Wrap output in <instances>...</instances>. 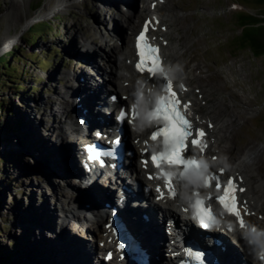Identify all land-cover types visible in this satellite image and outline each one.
I'll return each instance as SVG.
<instances>
[{
    "label": "rangeland",
    "instance_id": "374dc122",
    "mask_svg": "<svg viewBox=\"0 0 264 264\" xmlns=\"http://www.w3.org/2000/svg\"><path fill=\"white\" fill-rule=\"evenodd\" d=\"M83 1V4L78 7L64 8L53 16H48L50 18L35 21L28 29L22 31L26 15L31 16L35 11L30 6L41 2L39 8L41 9L44 0H26L25 6L17 10L22 18L15 23L12 20L11 0H0V42L8 34L12 38L15 37L13 41H10L8 48L0 52V57L5 56L6 60L9 61L8 63L16 69V71L7 70L5 72L16 75L18 84L25 88L19 94L12 88L14 86L12 81L6 82L5 80L2 82L3 77H0V101L5 105L14 103L15 111H17L15 117L9 116L10 119L8 117V121L10 125H13L15 119L20 118L22 124V126H14L10 135L7 138L4 137V140L0 134V160L2 159L0 170L5 165L7 168L6 176L11 179L10 183H7L2 179L6 177L0 174V198H2L0 240L2 239V244L10 246V251L16 253L14 259H18L21 264H67V260L59 257L63 260L59 262L57 258V253L68 250L66 245H59L61 241H57L53 236L56 224H58L57 216L61 214L60 210L63 206L68 208L64 202V193L75 198L82 193L87 194V190L80 188L75 178L69 179L72 183L76 182L74 190L65 182H69L67 179L61 178L64 174L61 172L62 169L58 167L62 168V166L55 155V151L58 152L59 150L54 146L61 140L60 138L56 140L58 120L57 118L52 120L51 115H49V112L53 113L58 110V105L60 107V101H63L64 98L60 97L58 93L60 90H64L67 78L72 75L84 74L85 76L86 74L89 78L91 77V84H93L94 79L104 90L105 87L109 86L107 80L109 73L103 71L109 70V67L102 61L98 45L91 43L92 48L87 50V46L82 44V38H87L88 41L95 39L98 44L102 42L100 39H106L110 44L115 45L128 43L129 49L133 53L131 36L130 39L124 33L119 36L114 28L118 26L127 30L128 25L122 21L121 17L122 15L129 16L133 11H128L113 0ZM168 1V8H172L173 12L175 9L177 14L194 15L193 18L181 16L185 18L182 24L188 26L187 29L193 27L196 30L194 35H190V31L188 33L189 37L186 42L188 43L193 37L196 38L192 41L195 39L196 41L192 47L183 53V55L188 51L192 53L189 61L183 67L189 72L200 71L199 63L190 67V63L194 64L193 61L197 62L199 58L203 61L202 65L212 68L211 72H206L207 69L204 66L200 76L217 74L209 79L186 76L192 88L198 87L204 94V90L209 93L213 87H221L220 91L210 95L211 101L223 100L224 102H222L235 112L243 110L242 115L246 112L244 116L238 113L237 117L233 118L234 126L230 127V131L235 129L237 133L233 140L234 151L225 145V148H229L232 154L220 157L225 161L223 169L228 171L231 163L237 161L239 156L249 148H256V150L263 148L264 151V50L260 49L255 55L249 48L237 50L235 46L236 42L240 40V30H242L238 19L251 15L252 18H249V21L257 27L251 29L252 33H264V21H262L264 4H262V0H175L184 7V10H180L175 8L178 7V4L174 0ZM136 3L137 6L134 3L135 12L142 13L141 3ZM169 9L164 8L161 13L169 14ZM141 21L142 18L132 24L131 35L137 30ZM10 25L11 29L7 31V26ZM170 32L172 36L177 37L175 29L170 30ZM34 39L36 42L32 44ZM157 39L159 38L157 37ZM187 43L182 47H185ZM174 44V53L178 60V49L182 47L177 43ZM90 58L91 60H88ZM185 60L182 56L172 68L183 65ZM126 63L128 67H131L130 62L126 61ZM230 67H233L234 73L232 74L228 71ZM98 68L100 74L96 75L95 70ZM0 70L4 71V69ZM68 73L72 75L66 76ZM158 77L153 79L151 88L160 83L161 80H157ZM221 79L229 84L226 83L229 88L233 89L232 92L248 99L251 105L247 106L245 102H239L240 104H237L239 107L234 105L228 90H223L227 88L223 87L225 82L223 84L219 82ZM133 81L138 84L141 81V76L134 78ZM137 89V87L134 88L133 95ZM143 99L145 98L143 97ZM71 115L72 111L70 112ZM2 120H7L6 115H3ZM45 122H49L54 127L55 132L51 133V137L44 134V131L47 130L44 125ZM145 125H142V128L146 133ZM23 132L26 138L21 136ZM65 137L66 135L62 136V142L67 139ZM225 137L227 138L225 142L230 140L229 132L225 134ZM52 139L55 142H52ZM44 146H54L53 150L55 151L50 153L51 155L48 157H45L47 154L43 157ZM8 151L16 156L10 164L7 163L8 158L5 157ZM74 153L75 151L72 154ZM260 155L258 156L261 160V163L258 160L259 166H263L264 170V152ZM252 166L254 167L253 170L251 168L252 174L250 173L253 176L252 180L262 179L264 181V173L259 175L257 170L255 174L256 166L255 164ZM255 176L259 178L256 179ZM259 195L261 194L259 193ZM44 207L48 213L46 210L44 211ZM261 208L264 212V205ZM254 219L256 223L258 221L261 227L264 226V216ZM46 224H49L50 227L45 226ZM76 229L77 227H74L73 223L68 222L66 226L68 238L81 244L83 242L89 243L87 238L92 237L90 234H92L94 226H90L92 229L90 233H81ZM61 230L64 229L61 228ZM61 230L57 232L61 233ZM26 238H29L28 241L31 244H29V249L25 246L26 243L28 244ZM17 241L20 244L19 247H17ZM28 251L31 254H27ZM162 252L164 253V251Z\"/></svg>",
    "mask_w": 264,
    "mask_h": 264
},
{
    "label": "bare ground",
    "instance_id": "6f19581e",
    "mask_svg": "<svg viewBox=\"0 0 264 264\" xmlns=\"http://www.w3.org/2000/svg\"><path fill=\"white\" fill-rule=\"evenodd\" d=\"M119 3L122 7L126 8L130 12L133 11L132 14L129 16L122 15V21L127 23V30H124L123 28H120L118 26H115L117 35L119 36L124 33L128 38L131 36L132 32V24L137 22L138 19L144 18V20H148L149 22V34L150 38L152 40V43L159 45L161 49L163 48V56L165 59H167V64L165 65L164 75H159L161 77L162 82L167 83L169 80L172 83V87L179 98L183 99V102L187 104V102L190 104L188 106L189 111L192 112L193 118H194V124L195 127H198V129H202L204 132V136L202 137L201 144H198V146L192 150L189 151L192 156L197 157L198 159L202 160L204 162V166L206 168L210 167L209 172H216L218 173L217 176L221 177L223 176V184L226 183V181H229V178H232L233 181L238 185L240 189H243V191L239 192L238 201H237V207L240 212V218L237 216L234 218L232 216H220V222L231 227L233 229L232 237L233 240L238 244V250H240V247L243 246L245 249H251L254 251H261L263 249L262 255L264 256V247L262 246V243L264 241V238L262 239L261 232H257V229H264V226H260L258 221L255 222L254 218H262L264 216V212L262 211L263 208L262 205H264V181L262 179H258L256 176L255 178L258 180L253 181L252 180V172L251 168L253 170V164H255L256 169L255 174L257 170L259 171V175L264 173L263 166H259L258 156H261L260 153H263L262 150H256V148H249L247 151L242 153L238 160L231 163L230 169L228 170V174L222 175L220 174L219 170L224 167L225 161L221 159L220 157L222 155L226 154H232L231 150L229 148H225L229 146L232 151H234V143L233 140L237 136V133L235 129L230 131V127L233 125V118L237 117L238 113L242 115L243 110H239V112H235L233 109H230L226 104H224L222 101H211L210 95L214 94L216 91H220L221 87L214 88L209 93H207L204 90V94L201 92L200 88L193 87L186 79V76L188 77H194L198 76L203 79L213 77L217 74H206L204 76H200L202 72V68L206 67V72H211L212 68L206 65H202L203 61H193L190 63V67L195 66V64L199 63L201 69L200 71L195 72H189L187 69H185L183 66L185 63L189 61V57L192 55L191 52H186L185 55L183 53L190 47H192L194 41L191 38L188 43L186 42L189 37V31L190 35L196 34V30L191 27L190 29H187L188 26L182 24L183 20L185 18L181 16H187L190 18H193L194 15H181L173 12L172 8H168V0H113ZM83 0H44V5L41 9H39L41 6H39V10H35L34 14L31 16L26 15L25 23L22 25V31H25L28 29L31 24L35 21H39L41 19H47L50 18L48 16H53L55 13L60 12L64 8H72V7H78L83 4ZM141 2L142 3V13H136L134 8V3ZM174 2H176L174 0ZM11 7V14H12V20L13 22H18L22 15L20 13H17V10L21 7H24L27 3L26 0H11L10 2ZM178 7L180 10H182L184 7H182L178 2ZM152 6V9H151ZM169 9V14H162L161 11L163 9ZM16 10V11H15ZM184 10V9H183ZM15 11V12H14ZM43 17V18H42ZM136 18V20H135ZM11 25L7 26V31H10ZM176 30L177 37L172 36L170 30ZM21 31V32H22ZM104 34V33H103ZM125 36V37H126ZM156 36V37H155ZM159 38L156 40V38ZM101 38V37H100ZM11 39V40H9ZM15 37L12 38L11 35H7L3 41L0 42V52L8 48L10 41H13ZM84 42V45L88 48H92L91 43H96L99 48V52L101 53L100 57L102 58V61L104 64H107V67H109V70H103L105 72L109 73V78H107L109 82V86L105 87V90L102 88V86L99 85L98 81L93 79V84H91L90 81H92L91 77L89 78L86 74L83 75H72L71 73H68L66 76H71L70 78H67V83L65 84L64 90L59 91L58 95L60 97L64 98L63 101H61V105L58 110L55 112H49V115H51L52 120L57 118L58 122V132L56 135V140L60 138V143H55L54 146L59 151L56 152L53 150L54 146H44V153L51 155L52 152L55 151V155L57 156L58 162H60L62 168L58 167L59 169H62V174H64V179H67L69 182L65 181L71 189L74 190V187L76 186V182L72 183L70 182V178L72 175H74L75 178L78 176H81L83 174H79V172L82 168V164L80 163L79 158L77 159V155L79 154V147H76L81 145V142L78 140V138H83V140L88 139V134L85 133L84 130H79L75 128V124L77 123L75 120L76 115H71L70 112L73 107H76V109L79 110L81 118L83 119V127L88 124H102L106 125L108 127H112L115 124V121L112 117L106 116L108 113V109L110 106V102L108 99L109 94L108 91H114L116 96L118 97V102L116 104H113L114 106H122L123 104H127L130 106V108L133 109V112L138 111L141 106H143V99H138L137 94L139 92H145V95H150V89L153 84V79H148L146 76H142L141 81H139L138 84L135 83L134 78L139 77L136 71L133 70V64L132 67H128V64L126 61H132L131 60V51L129 49L128 43L127 44H110L106 39L98 44V41L93 39V41H88L87 38L82 39ZM90 42V43H89ZM122 42V41H121ZM177 43L179 46L187 45L185 47L179 48V59L177 60V55L174 53L175 44ZM180 50H183L182 52H179ZM198 53V50H197ZM199 55V54H198ZM184 57L186 60L183 63V65L179 66V71H176L177 68H172L173 65H176L177 62H179L181 57ZM91 57V56H89ZM92 58V57H91ZM88 59V60H91ZM98 65V63H97ZM96 66V64H95ZM231 74L233 72V67H230L228 70ZM196 73V75H195ZM95 74H100L99 68L95 70ZM135 74V75H133ZM193 75V76H191ZM220 83H224L222 79L219 81ZM223 85V87L227 89L229 92V97H231V102H234V105L240 104L239 102H245L247 106H250L251 103L248 99L244 98L243 96H238L235 92H232L233 90L231 87L229 88L226 84ZM162 85V83H161ZM138 88L135 94L133 95L134 88ZM229 88V89H228ZM222 90V91H223ZM156 89L152 90L151 92L155 93ZM221 91V92H222ZM157 91L156 93H158ZM199 95V96H198ZM126 96V97H125ZM215 99V98H214ZM39 100V99H38ZM238 101V102H236ZM38 102V101H37ZM41 102V101H40ZM39 103V102H38ZM37 103V104H38ZM233 104V103H232ZM231 106V105H229ZM239 107V105H237ZM246 112L242 115L244 116ZM50 117V118H51ZM226 117V118H225ZM241 117V116H240ZM215 121H214V119ZM239 119V118H238ZM220 121V122H219ZM55 123V122H54ZM145 122H143L141 116L139 118L133 117V119L127 120V123L125 125V143H127L128 148H131L134 151V156L137 154L138 157H145L142 156L141 153L143 150H149L152 145L151 142L147 139V135L145 134V130L142 128V125H144ZM47 130H45L44 134L51 137V133L55 132L54 127L49 122L44 123ZM22 126V124H20ZM234 126V125H233ZM229 132L230 140L232 141H226L227 139L225 137V134ZM66 135L64 142H62V136ZM236 135V136H235ZM26 138L25 133L23 132V135ZM44 137V136H43ZM42 138V136H40ZM77 139V140H76ZM132 139L138 140V144L132 143ZM48 140V139H47ZM50 140V138H49ZM53 140V139H52ZM27 142V140H26ZM52 142H55L53 140ZM57 142V141H56ZM81 143V144H80ZM233 143V144H232ZM223 144V145H222ZM53 150V151H52ZM73 151H75L74 154ZM51 153V154H50ZM74 155V157H73ZM127 157L125 161H129L131 166L136 172L135 179L141 180V167L140 163H138V160L135 159V157ZM50 159V157H49ZM75 159L76 163H75ZM48 161V160H47ZM52 161V160H51ZM50 162V160H49ZM124 163V162H123ZM261 163V160H260ZM78 165V167H77ZM123 165V164H122ZM258 165V166H257ZM262 165V164H261ZM77 167V168H76ZM40 169V167H39ZM40 173V172H39ZM251 173V174H250ZM145 174V173H144ZM145 176V175H144ZM145 178V177H144ZM132 179V178H128ZM76 180L78 185H81V182L84 180L83 176L78 177ZM253 182V183H252ZM124 184H126L123 181ZM144 183L147 185H150L152 182L144 179ZM75 184V185H74ZM100 184H106L104 180H101L98 183L93 184L89 187V191L87 192V200L88 197H91V202H89V205L86 207L84 202L76 203L75 199L72 198L70 195L64 193V202L65 205L68 206L66 208L63 206L60 210L61 214L57 216V223L56 229H54L53 236L57 241H61L59 245H66L65 247L68 248L66 252L62 251L60 253H57L58 261H63L62 259L67 260V264H105L103 261H98V256H96V248L101 251L104 250V247H106L103 244L104 236L103 233L106 232V229L102 225H104V222H102L103 215L106 217V219L109 217V213H113L112 207L118 205L116 203V200L114 198V195L110 193L105 188L101 187ZM122 180H118V185H116L117 191L121 188ZM113 188L112 184L110 183V187L108 188L111 190ZM200 187L198 184L187 185L183 184L179 186L178 193L179 197L174 200H164L163 202V208L164 211L168 214L175 213L177 209H179L180 206H183V204L187 203V199L191 191L198 190ZM255 189V191H254ZM261 191V192H260ZM259 193L261 195H259ZM161 194L160 192L156 193V195ZM258 194V195H257ZM109 203L111 207L107 208L104 205V203ZM76 203V204H75ZM97 206L99 207V214L96 218L95 216H89L88 219L86 217H82L83 212H88L91 210L97 209ZM43 208V207H42ZM47 211V209L44 207V211ZM246 210V211H245ZM43 211V212H44ZM183 211L187 212L185 208H183ZM48 213V211H47ZM116 214L124 220L127 230H129L132 234L135 240H138L140 244L146 246L147 250L151 254L152 262L150 264H159L161 263V258H165V255L162 251L165 252L167 249L166 245L163 242L164 238V232L158 229L149 230L151 226L154 225L152 222L151 216L154 217V212H152L149 217V221L145 222L142 219L141 226L135 225L128 217V211L125 208L116 209ZM73 223L77 224V229L81 233L92 231L90 227L86 226L83 221H92L93 224H95L94 229L91 238H88L89 243L94 240L96 242L97 246L94 247V244H89L88 242H83L82 244L78 241L70 240L68 238L67 232H66V226L68 224V221H72ZM242 221V222H241ZM102 223V225H101ZM241 224V227L238 225ZM49 224H46L45 226H48ZM148 227L147 231L143 229L141 232H139V229L141 230L142 227ZM63 228L64 230H61ZM61 230V233L57 232ZM57 235H56V234ZM251 235L256 236V243L253 246H249L248 242L251 239ZM255 236H252L255 237ZM152 237H155L158 241L157 244H153ZM162 238V241H161ZM55 240V241H56ZM92 240V241H90ZM260 241H262L260 243ZM224 243V242H223ZM104 246V247H103ZM227 248V246H226ZM234 251V250H233ZM47 252L48 249H47ZM101 253V252H100ZM239 253V254H237ZM55 255V254H54ZM233 256L226 255L223 258V262L220 259L222 264H243L242 260L238 258V255L240 257V251H237V248L234 252H232ZM171 257V255L169 256ZM60 259V260H59ZM242 259V258H241ZM128 264H135L132 261H127ZM172 264V263H171Z\"/></svg>",
    "mask_w": 264,
    "mask_h": 264
},
{
    "label": "snow or ice",
    "instance_id": "6c2138e0",
    "mask_svg": "<svg viewBox=\"0 0 264 264\" xmlns=\"http://www.w3.org/2000/svg\"><path fill=\"white\" fill-rule=\"evenodd\" d=\"M144 36L145 33L141 32L138 37L137 46L141 61L137 63V69L141 71L154 72V67L158 63L159 50L151 45H146L144 49H140L139 41L143 40ZM162 91L165 95L158 98L155 107L152 109V114L157 118H162L164 123L163 125L156 126L150 138L152 140H156L157 137L162 136L163 150L160 153H153L151 156L153 166L160 167V162L167 160L169 165H182L184 167H188L190 165L199 169L200 165L197 164L195 160L185 159L184 154L187 152L189 147V138L191 137L190 145L196 146L201 144L204 132L202 129H196L195 134L193 135V126L189 119L190 113L187 111L188 105H183L184 110L181 111V101L174 91L170 80L163 86ZM124 115L125 113L122 111V116ZM120 118L121 117H118V119ZM144 163L146 164L147 162L145 161ZM213 181L215 182V188L218 192L221 188L223 189L222 194L216 196L215 199L218 200L229 213H232L240 218V212L238 210L235 197L237 189L233 179L229 178L227 184L221 185L218 176L213 175L205 181V186L212 187ZM165 187L168 189L169 195L175 194L168 181L165 182ZM239 190L243 191V189ZM157 191H161L159 187L157 188ZM160 198H163L162 192ZM196 203L197 205L203 206L201 208L203 215L200 216L201 225L204 227L210 226V208L206 205L204 200H198ZM195 255L199 258L201 254L196 253Z\"/></svg>",
    "mask_w": 264,
    "mask_h": 264
},
{
    "label": "trees",
    "instance_id": "16d2710c",
    "mask_svg": "<svg viewBox=\"0 0 264 264\" xmlns=\"http://www.w3.org/2000/svg\"><path fill=\"white\" fill-rule=\"evenodd\" d=\"M262 4H264V0H262ZM41 5V2H37L36 4L30 6L32 10H37L39 8V6ZM249 18L251 19L252 16H248V17H244L241 19H238V21H240V26H241V35H240V40H238V42H236V48L237 50H243L246 48L251 49L255 55H257L258 51L260 49L264 50V33H252L253 28H257L256 25H254V23H251L249 21ZM248 21H247V20ZM262 21H264V18H262ZM43 37H45V35H43ZM42 37V39H44ZM36 42V39L32 40V44H34ZM11 54V53H9ZM9 54H7L9 56ZM9 61L6 60L5 56L0 57V69H4V71L0 70V77L2 76L3 78L1 79L2 82L6 80V82H13L14 86H12L13 89H15L16 92H19V94H21L22 91H24V86L19 85L18 82L16 81L17 76L14 74H8L5 71L7 70H12V71H16L15 68H13V66H11L10 63H8ZM10 79V80H9ZM17 83V84H16ZM5 84V83H3ZM16 106L13 104H9V105H5V103L0 101V134H2V139L4 140V137L7 138V136L10 135L11 130L14 129V126L20 125V118L15 119V124L10 125V122L8 121V117L10 116H14L17 114V111H15ZM3 115L7 117V120H2ZM9 117V119H10ZM13 126V127H12ZM6 158H8L7 163L10 164V162L13 160L14 157H16L12 152L8 151L5 155ZM4 157V158H5ZM2 160V159H1ZM0 160V162H1ZM4 160V159H3ZM7 166V165H6ZM7 168H1L0 170V174L3 175V177H6L5 179L2 178L4 181H6L7 183H10V177L6 176L7 172H6ZM5 174V175H4ZM2 198H0V207L2 205ZM1 232V229H0ZM27 241L29 240V238H26ZM30 242L28 241V244L26 243L25 246L26 248L28 247V249L30 248ZM16 245V244H15ZM19 243L17 241V247H19ZM10 246L6 245V244H2V239L0 240V264H21V262L15 258L16 253L11 252L10 251ZM18 249V248H17ZM18 252V251H17ZM29 252V251H28ZM27 254H31L30 252ZM28 256V255H27Z\"/></svg>",
    "mask_w": 264,
    "mask_h": 264
},
{
    "label": "clouds",
    "instance_id": "9594fccd",
    "mask_svg": "<svg viewBox=\"0 0 264 264\" xmlns=\"http://www.w3.org/2000/svg\"><path fill=\"white\" fill-rule=\"evenodd\" d=\"M176 71H179L180 69H179V66H177V68L175 69ZM257 232H261V233H264V229H260V228H258L257 229Z\"/></svg>",
    "mask_w": 264,
    "mask_h": 264
}]
</instances>
